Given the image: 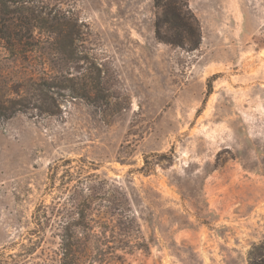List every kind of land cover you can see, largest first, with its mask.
<instances>
[{
	"label": "rangeland",
	"instance_id": "rangeland-1",
	"mask_svg": "<svg viewBox=\"0 0 264 264\" xmlns=\"http://www.w3.org/2000/svg\"><path fill=\"white\" fill-rule=\"evenodd\" d=\"M5 1L0 13L59 55L63 26L52 18L74 21L81 59L47 67L68 78L94 64L107 99L51 92L58 115H40L31 98L0 123V264H60L58 238L35 235L33 215L59 203L70 166L119 183L128 204L104 211L138 218L135 235L116 216L94 243L95 264H264V0H161L186 14L183 25L154 0ZM174 28L182 46L168 43ZM7 45L0 72L11 79L25 64Z\"/></svg>",
	"mask_w": 264,
	"mask_h": 264
},
{
	"label": "trees",
	"instance_id": "trees-1",
	"mask_svg": "<svg viewBox=\"0 0 264 264\" xmlns=\"http://www.w3.org/2000/svg\"><path fill=\"white\" fill-rule=\"evenodd\" d=\"M17 2L18 0H11ZM29 0H22L27 2ZM157 7H161L164 16L171 15L172 19L184 24L187 18L186 14L178 12L175 5L170 3H162L161 0H154ZM7 1L0 0V3L6 6ZM0 41H7L8 45L3 46L6 51H11L15 55L16 61H23L25 69L20 71L15 77L9 78L5 72H0V123L9 120L19 113H26L29 109L31 98H37L39 105L34 110L40 115L56 116L59 113V106L55 103L52 95H60L61 90H68L70 97L91 103L92 98L98 97L102 102L106 101L101 96L102 79L100 70L89 59L87 63L91 67L87 69L88 73L83 77H66L60 67L53 73V69H48L47 62L62 61V65L68 63H76L79 57L78 45L75 43V36L79 35L76 29V23L69 19L66 14L61 15L62 23H59L57 17L52 18V23L63 26L57 30V37L66 42L65 51L60 54L58 45L50 43L48 39L42 40L31 33V29L23 31V25H17L13 19H7L4 13H0ZM39 17L31 15V18L23 16L20 20L25 23L37 22ZM72 23V24H69ZM52 24L53 26H56ZM178 24V25H180ZM31 26V25H27ZM37 30L36 25H32ZM68 27H71L68 30ZM170 44L174 42V38H182V33L178 28L172 29ZM162 33L157 29V37L162 40ZM197 46V45H196ZM59 58L56 59V57ZM63 56V57H62ZM39 60V63L37 62ZM54 90V91H53ZM29 95H24V93ZM108 103V102H107ZM83 162V161H80ZM68 165L72 161H67ZM83 166H70L66 174L62 178V189H60L59 203L55 206L40 205L33 215V223L35 229L33 233L38 237L43 236L52 231L59 240L58 251L61 257L60 264H95L92 255L94 253V243L101 239L102 235L106 237V229L115 221L116 216L122 217L119 224L123 225L127 234L135 231L140 233V227L137 223L138 218L135 214H119L107 213L105 209L111 207L128 204L127 194L123 191V187L117 182L102 177L98 173L84 171ZM93 170H98L95 168ZM54 181V177L51 178ZM116 189V190H115ZM114 192L120 194L119 197L114 196ZM113 195V196H112ZM61 201V202H60ZM112 205V206H111ZM118 217V218H119ZM125 219L122 220V219ZM130 223L126 225V223ZM124 231V230H123ZM135 247L144 253L150 251V245L145 239L137 237L135 239ZM131 243L122 240L121 249L125 250L130 247ZM250 264H260L251 262Z\"/></svg>",
	"mask_w": 264,
	"mask_h": 264
}]
</instances>
